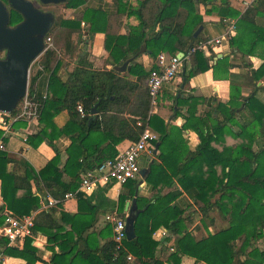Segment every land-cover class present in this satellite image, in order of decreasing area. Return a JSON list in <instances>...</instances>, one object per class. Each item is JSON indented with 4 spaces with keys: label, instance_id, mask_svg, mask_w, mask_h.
Segmentation results:
<instances>
[{
    "label": "trees",
    "instance_id": "obj_1",
    "mask_svg": "<svg viewBox=\"0 0 264 264\" xmlns=\"http://www.w3.org/2000/svg\"><path fill=\"white\" fill-rule=\"evenodd\" d=\"M230 1L141 0L133 10L130 0H114L116 12L91 7L87 0L64 3L74 10L72 16L55 15L47 35L54 37L58 49L40 57L43 70L31 75L29 83L31 96L42 100L47 94V99L38 132L28 136V145L36 149L47 143L56 155L39 172L23 163L26 174L21 176L9 170L10 164L20 163L0 150L1 194L6 209L17 217L35 215L34 237L27 238L20 249L10 246L1 235L0 251L26 264H36L42 258L33 243L41 234L47 236V249L52 252L47 264H181L184 257L205 264H264V248L259 246L264 241V88L256 87L245 97L233 84L228 103H218L202 117L188 109L179 129L153 114L147 86L161 54L190 53L180 75L186 82L212 69L217 72L222 66L228 71L231 56L256 55L257 48L264 45V25L258 22L264 19V0H256L245 13L233 9ZM9 11L12 27L23 21L20 13L11 8ZM212 13H218L222 22L238 21L229 42L231 55L216 65V55L192 52L208 40L204 31L197 37L195 34L205 26L204 15ZM124 16H135L138 21L129 33L121 32ZM96 34L105 36L108 60L104 69L94 68L89 50L85 52ZM146 53L157 60L150 71L138 62ZM74 58L77 61L71 67L66 59ZM128 62V72L123 74L120 67ZM66 68L68 76L64 78L61 71ZM249 74L260 80L264 64L257 70L249 67ZM42 80L47 83L45 93ZM193 99L183 93L175 97L178 107L190 108ZM60 116L66 117L62 126L57 122ZM147 125L160 139L155 143L156 155L148 162L149 201L136 219L134 240H125L123 248L118 249L113 225L107 222L98 228V216L103 213L85 194L76 197L78 210L74 215L63 210L64 203L39 211L44 195L64 202L67 194L79 189L87 173L109 159H117L125 143L137 142ZM28 126L18 123L14 128L24 130ZM235 126L240 127L238 131ZM186 130H194L200 139L195 153L187 158L189 148L183 141ZM3 133L0 128V140L6 144ZM63 139L70 142L66 149L61 145ZM140 185L138 178L123 186L117 210L120 218L126 220V203L134 200ZM168 189L173 190L166 193ZM184 194L192 196L194 203L182 204ZM196 212L207 228L206 237L197 238L187 229V221ZM212 214L226 226L211 231ZM3 222L5 219L0 218V225ZM162 229L168 232L164 242ZM173 237L175 245L169 247L167 243ZM160 246L162 254L158 257ZM130 255L134 257L132 262Z\"/></svg>",
    "mask_w": 264,
    "mask_h": 264
},
{
    "label": "crops",
    "instance_id": "obj_2",
    "mask_svg": "<svg viewBox=\"0 0 264 264\" xmlns=\"http://www.w3.org/2000/svg\"><path fill=\"white\" fill-rule=\"evenodd\" d=\"M141 0H130L132 4V9L135 10ZM197 3L199 0H195ZM256 0H231V6L233 9L239 11L240 13H245L249 6L254 3ZM87 4L91 7H95L100 10L116 12L117 4L114 3V0H87ZM199 8V6H198ZM204 12V10H203ZM123 27L121 28L122 33H126L132 26H136L138 21L135 16L132 17H123ZM205 26H203L204 35L206 38H219L225 33L227 24L221 21V17L218 13H212L211 15H204ZM258 22L264 25V19H259ZM105 45V36L103 34H96L92 44L85 49V52L89 50L90 61L93 63L94 68L104 69L106 61L108 60V53L104 49ZM81 48V46H80ZM212 54L216 55L213 60V64L216 65L218 60L226 58L231 55V49L229 45L217 47L212 50L206 57H210ZM179 55V53L177 54ZM77 59L72 60L66 59L67 63L71 64V67L76 64ZM139 63H142L146 71H150L154 64L157 62L156 59L152 58L149 53L143 54L139 59ZM229 70L226 71V67L222 66L215 72L213 69L208 72L202 73L198 76L191 78L188 82L182 79L181 76L173 80L171 83L164 86L163 94L157 104L153 109V114H157L165 120L166 123L171 124L174 127L182 128L185 123V117L188 115V109L196 112L197 116H205L210 114L212 110L217 106L218 103H228L231 96V86L233 84L237 85L241 89L243 96L248 97L254 89L264 88V76L260 80L256 81L249 74V67L252 69H259L264 64V45H261L257 48L256 55L251 56L250 58H242L241 56H231L229 58ZM130 63H126L120 67V71L124 74L128 72ZM64 78L68 76V69H63L61 71ZM183 73V72H182ZM185 73V72H184ZM41 89L43 93L47 90V83L45 80L41 82ZM183 93V96H192L194 99L191 101V106L178 107V103L175 100V97H180ZM264 98V94L262 95ZM181 113L177 117L176 113ZM66 117L60 116L57 119V122L60 126L65 123ZM241 121V120H240ZM239 126H235L234 130L238 131ZM39 125L32 124L29 125L27 129L16 130L14 128V134L7 137L8 142L5 144L6 151L5 154L11 160L18 161L20 164L15 166L14 164L9 165V170L16 172L18 175L24 176L26 174V168L23 163H28L31 167L39 172L45 165L55 157V152L47 144L44 143L39 146V148H32L28 145V140L25 142V138L28 139L30 134H35L38 132ZM3 135V134H2ZM183 141L188 145L189 151L186 155L190 157L192 153L198 148L200 139L198 134L194 130H186L183 134ZM3 137V136H2ZM175 142H180V138H173ZM69 140H61V145L63 149H66L69 145ZM130 143H125L122 147L123 150L126 149ZM156 153V152H155ZM153 153L152 156L144 155L140 160L141 169H149L148 162L154 158L156 155ZM185 158V160H186ZM184 160V161H185ZM141 183H142V178ZM176 187V186H175ZM36 190V189H35ZM123 187L120 186H103L98 188L93 195H91L92 202L96 205L100 211L103 213L99 217L98 228L100 229L107 223V217L114 212L118 215V206H119V197L122 193ZM173 189H168L166 193L170 192ZM149 192L150 186L147 181H144L142 187L139 191L137 197V208L138 210H143L146 204L149 201ZM184 201H181L184 205H190L194 203V199L189 194H184ZM133 201V200H132ZM128 201V202H132ZM127 202V203H128ZM126 203V204H127ZM3 208V211L0 212V218H4V213L9 211L5 207L4 200L1 194V180H0V209ZM45 209L42 206L39 211H44ZM66 213L72 215L77 213L78 206L75 200L69 201L64 205L63 209ZM11 212V211H9ZM130 210H126V218L129 215ZM59 215V214H58ZM57 215V216H58ZM214 217V224L210 227L211 231L225 227L226 224L218 217L216 214H212ZM5 219V218H4ZM5 222L0 225V236L2 235V228ZM187 229L197 238H202L204 235H208L207 228L202 225L201 217L196 212L192 217L187 221ZM163 230V229H162ZM161 230V232H162ZM162 234V233H161ZM168 236V234H167ZM167 236L161 237V241L164 242ZM176 238L173 237L167 245L169 247H174ZM166 243V242H165ZM34 246L39 251V255L42 258V261L37 262L36 264H47L52 258V252L47 249L48 241L47 236L39 234L34 238ZM261 248H264V241L259 243ZM20 249L24 247V243L19 245ZM162 254V246L159 247L157 256L160 257ZM5 264H26L24 260L6 256ZM81 264V263H79ZM181 264H205V263H196L195 259L190 257H184Z\"/></svg>",
    "mask_w": 264,
    "mask_h": 264
},
{
    "label": "built area",
    "instance_id": "obj_3",
    "mask_svg": "<svg viewBox=\"0 0 264 264\" xmlns=\"http://www.w3.org/2000/svg\"><path fill=\"white\" fill-rule=\"evenodd\" d=\"M227 24L225 33L219 38H209L205 43L200 44L195 50L208 54L217 47L229 45L231 38L237 31V20L225 21ZM85 24H83L84 26ZM47 51H57L51 37L46 38ZM44 52V53H45ZM43 53V54H44ZM42 54V55H43ZM41 55V56H42ZM189 55L184 54L183 57L179 55L171 56L168 54H161L158 57L157 69L153 70L147 80L151 94V101L153 107H156L164 90V86L171 83L178 78L183 72L184 62L189 61ZM40 56V57H41ZM40 57L31 65V75H36L43 70ZM47 99L45 94L41 99L36 95L31 96L29 89L26 97L22 100L19 111L14 115L0 113V128L4 131L3 137L7 138L14 134V126L18 123H27L28 125L38 123L40 115L43 110L44 102ZM79 113L83 116L85 114L82 106L78 107ZM160 136L151 130L149 125L144 129L140 139L131 143L124 149L117 159H109L103 162L96 170L91 171L83 178L79 189L75 193L67 194L64 202L57 200L50 194H46L42 198V206L44 209L66 204L69 201L75 200L79 194L87 196L103 186H120L123 187L131 180H136L141 177L140 160L144 155L152 156L155 153V143L158 142ZM27 138H25V142ZM0 150L6 151V146L0 140ZM5 223L2 228V235H4L10 246H19L25 242L27 238H33V230L35 228V215L24 217H17L12 212L6 211L4 213ZM107 222L111 223L114 228V241L117 243L118 249H122L124 241L127 240L126 220L120 218L116 212L107 217ZM163 236H167V230H162ZM6 256L3 251H0V264H5ZM129 261H134L132 255L129 256Z\"/></svg>",
    "mask_w": 264,
    "mask_h": 264
},
{
    "label": "water",
    "instance_id": "obj_4",
    "mask_svg": "<svg viewBox=\"0 0 264 264\" xmlns=\"http://www.w3.org/2000/svg\"><path fill=\"white\" fill-rule=\"evenodd\" d=\"M37 1L44 6H56L68 0ZM8 5L0 0V51L5 52V56L0 58V113L3 114H12L26 97L31 65L45 52L47 35L56 21L53 13L42 11L32 0H8ZM9 8L23 17V21L14 27L11 26ZM202 31L203 27H200L195 36ZM179 56L183 57L184 53H179ZM96 112L95 108L93 114ZM149 173L150 169L141 170L142 183L137 195L126 204V210H130L126 218L129 241L136 238L135 222L143 211L137 208V197Z\"/></svg>",
    "mask_w": 264,
    "mask_h": 264
},
{
    "label": "rangeland",
    "instance_id": "obj_5",
    "mask_svg": "<svg viewBox=\"0 0 264 264\" xmlns=\"http://www.w3.org/2000/svg\"><path fill=\"white\" fill-rule=\"evenodd\" d=\"M34 3H35V5L39 8V9H41L42 11H45V12H49V13H53L54 15H56V16H64V17H71L72 16V13H73V11L74 10H72V9H69V8H66L65 6H64V4H60V5H56V6H44V5H42L40 2H38L37 0H32ZM83 24L84 23H82V28L84 29L85 27H86V25H84L83 26ZM133 27V26H132ZM131 27V28H132ZM131 28H130V30H131ZM130 30H128L126 33H129L130 32ZM51 38H52V40H53V42H54V45L56 44L55 43V40H54V37L53 36H51ZM55 47H56V45H55ZM56 49H58L57 47H56ZM104 49H105V47H104ZM5 56V54H0V58H3ZM38 125H39V122L37 123ZM34 125V124H33ZM224 223V222H223ZM203 225V224H202ZM203 227H204V225H203ZM223 228V227H222ZM222 228H219V229H215L214 231H218V230H220V229H222ZM205 237H206V235H204ZM203 236V237H204Z\"/></svg>",
    "mask_w": 264,
    "mask_h": 264
},
{
    "label": "flooded vegetation",
    "instance_id": "obj_6",
    "mask_svg": "<svg viewBox=\"0 0 264 264\" xmlns=\"http://www.w3.org/2000/svg\"><path fill=\"white\" fill-rule=\"evenodd\" d=\"M2 1V0H1ZM4 2V1H3ZM7 2H8V0H7ZM5 3V2H4ZM8 7H9V5H8V3H5ZM10 9V8H9Z\"/></svg>",
    "mask_w": 264,
    "mask_h": 264
}]
</instances>
